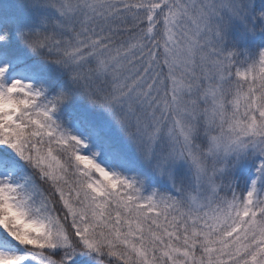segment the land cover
<instances>
[{
	"label": "snow or ice",
	"instance_id": "obj_1",
	"mask_svg": "<svg viewBox=\"0 0 264 264\" xmlns=\"http://www.w3.org/2000/svg\"><path fill=\"white\" fill-rule=\"evenodd\" d=\"M85 256L264 264V5L0 0V264Z\"/></svg>",
	"mask_w": 264,
	"mask_h": 264
},
{
	"label": "rangeland",
	"instance_id": "obj_2",
	"mask_svg": "<svg viewBox=\"0 0 264 264\" xmlns=\"http://www.w3.org/2000/svg\"><path fill=\"white\" fill-rule=\"evenodd\" d=\"M256 2H257V7L259 8L261 5H264V0H256ZM233 37L235 36V32H233ZM260 42V40L258 39L257 41H256V43H259ZM240 47H244V45L243 44H241V45H239ZM76 264H96L95 262H89V260L88 259H86V256L85 257H78L77 258V262H76Z\"/></svg>",
	"mask_w": 264,
	"mask_h": 264
},
{
	"label": "trees",
	"instance_id": "obj_3",
	"mask_svg": "<svg viewBox=\"0 0 264 264\" xmlns=\"http://www.w3.org/2000/svg\"><path fill=\"white\" fill-rule=\"evenodd\" d=\"M86 259H88L89 262H95V263H96V260H95L93 257H87V256H86Z\"/></svg>",
	"mask_w": 264,
	"mask_h": 264
}]
</instances>
